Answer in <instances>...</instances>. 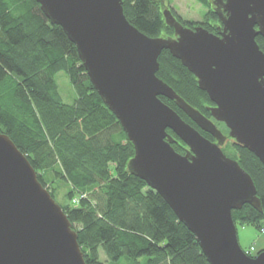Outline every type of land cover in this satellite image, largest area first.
<instances>
[{"label":"water","instance_id":"water-1","mask_svg":"<svg viewBox=\"0 0 264 264\" xmlns=\"http://www.w3.org/2000/svg\"><path fill=\"white\" fill-rule=\"evenodd\" d=\"M76 45L88 76L120 120L135 155L128 170L145 180L196 236L210 264H264V250L241 246L233 210L263 211L252 176L223 150L228 137L264 164V0H213L218 33L185 26L171 8L175 36L152 37L126 17L122 0H37ZM169 50L215 104L212 117L189 104L157 72ZM160 96L175 100L202 130ZM223 122L229 135L217 126ZM172 130L186 144L175 150ZM0 264H87L77 231L28 157L0 132Z\"/></svg>","mask_w":264,"mask_h":264},{"label":"trees","instance_id":"trees-1","mask_svg":"<svg viewBox=\"0 0 264 264\" xmlns=\"http://www.w3.org/2000/svg\"><path fill=\"white\" fill-rule=\"evenodd\" d=\"M122 1L127 19L145 34L175 36L165 20L163 0ZM197 1L207 9L200 21L183 20L169 8L185 26L217 33L221 22L213 0ZM256 39L264 51L263 36ZM159 62L157 75L211 117L213 101L181 60L165 49ZM60 72L75 88L73 103L65 102L60 92ZM160 97L213 139L175 100ZM0 132L28 157L56 200L54 183H66V202L60 204L78 233L87 264H210L195 234L167 201L129 172L134 144L92 84L76 45L60 25L52 24L37 0H0ZM168 132L176 139L175 150L185 153L187 144ZM231 147L223 150L252 176L263 209L245 204L233 210V218L236 225L263 230L264 164L236 141Z\"/></svg>","mask_w":264,"mask_h":264},{"label":"rangeland","instance_id":"rangeland-1","mask_svg":"<svg viewBox=\"0 0 264 264\" xmlns=\"http://www.w3.org/2000/svg\"><path fill=\"white\" fill-rule=\"evenodd\" d=\"M163 4L166 5L165 9L169 6L175 11V13L182 17L183 20H197L200 21L204 18L207 9L197 0H163ZM57 80L59 83L60 92L65 102L73 103L76 98V91L73 85L70 83L67 75L64 72L57 74ZM217 126L223 131L224 134L229 135L230 129L226 124L216 121ZM235 141L229 136V141L225 144V148H232L231 145ZM53 176L51 175V178ZM54 187L57 189V201L59 203L66 202V196L68 187L64 182L54 183ZM264 226V222H263ZM239 242L242 248L247 251L252 245L257 250L264 247V231L260 230L257 226L252 224H237ZM103 259L105 254L101 252Z\"/></svg>","mask_w":264,"mask_h":264},{"label":"flooded vegetation","instance_id":"flooded-vegetation-1","mask_svg":"<svg viewBox=\"0 0 264 264\" xmlns=\"http://www.w3.org/2000/svg\"><path fill=\"white\" fill-rule=\"evenodd\" d=\"M219 27V26H218ZM219 31H217V33H218ZM215 105V104H214ZM213 105V106H214ZM211 118L213 119V117H212V115H211ZM220 123H223V122H220ZM223 124H225V123H223ZM210 134V133H209ZM212 135V134H211ZM213 136V135H212ZM211 141H213V142H217V139L213 136V139L211 140ZM229 141V137H228V139H227V141H226V143ZM225 143V144H226ZM225 144L222 146V147H224L225 146ZM260 251H262L261 249H258L254 254H251V256H256V255H258L259 253H260Z\"/></svg>","mask_w":264,"mask_h":264},{"label":"built area","instance_id":"built-area-1","mask_svg":"<svg viewBox=\"0 0 264 264\" xmlns=\"http://www.w3.org/2000/svg\"><path fill=\"white\" fill-rule=\"evenodd\" d=\"M263 231H264V229H263ZM256 251H257V248L254 245H252L246 252L249 255H251V254H254Z\"/></svg>","mask_w":264,"mask_h":264}]
</instances>
